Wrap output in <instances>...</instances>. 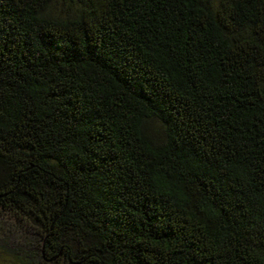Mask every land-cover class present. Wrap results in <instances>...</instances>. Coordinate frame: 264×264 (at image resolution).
Masks as SVG:
<instances>
[{"label": "trees", "instance_id": "obj_1", "mask_svg": "<svg viewBox=\"0 0 264 264\" xmlns=\"http://www.w3.org/2000/svg\"><path fill=\"white\" fill-rule=\"evenodd\" d=\"M0 261L264 264V0H0Z\"/></svg>", "mask_w": 264, "mask_h": 264}, {"label": "rangeland", "instance_id": "obj_2", "mask_svg": "<svg viewBox=\"0 0 264 264\" xmlns=\"http://www.w3.org/2000/svg\"><path fill=\"white\" fill-rule=\"evenodd\" d=\"M6 229L4 230V233H5ZM9 241H12L13 243L15 242L13 239L9 240ZM0 264H2V262L0 261Z\"/></svg>", "mask_w": 264, "mask_h": 264}]
</instances>
